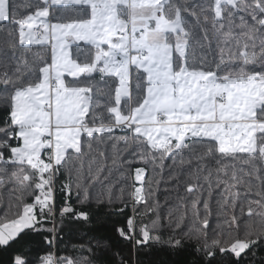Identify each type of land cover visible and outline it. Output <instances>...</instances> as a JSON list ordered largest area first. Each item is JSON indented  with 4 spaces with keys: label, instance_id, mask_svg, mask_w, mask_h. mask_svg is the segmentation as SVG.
I'll return each instance as SVG.
<instances>
[{
    "label": "snow or ice",
    "instance_id": "snow-or-ice-1",
    "mask_svg": "<svg viewBox=\"0 0 264 264\" xmlns=\"http://www.w3.org/2000/svg\"><path fill=\"white\" fill-rule=\"evenodd\" d=\"M0 264H264V0H0Z\"/></svg>",
    "mask_w": 264,
    "mask_h": 264
}]
</instances>
